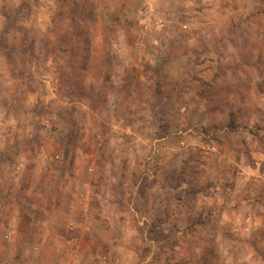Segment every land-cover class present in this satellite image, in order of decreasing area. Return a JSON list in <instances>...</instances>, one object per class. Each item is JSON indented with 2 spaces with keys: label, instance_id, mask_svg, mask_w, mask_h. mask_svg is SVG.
Here are the masks:
<instances>
[{
  "label": "rangeland",
  "instance_id": "rangeland-1",
  "mask_svg": "<svg viewBox=\"0 0 264 264\" xmlns=\"http://www.w3.org/2000/svg\"><path fill=\"white\" fill-rule=\"evenodd\" d=\"M0 264H264V0H0Z\"/></svg>",
  "mask_w": 264,
  "mask_h": 264
}]
</instances>
